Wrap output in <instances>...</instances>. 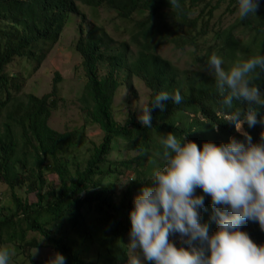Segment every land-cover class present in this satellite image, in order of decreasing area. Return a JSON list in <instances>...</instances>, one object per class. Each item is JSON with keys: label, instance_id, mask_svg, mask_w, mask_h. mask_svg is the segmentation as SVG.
I'll return each mask as SVG.
<instances>
[{"label": "trees", "instance_id": "16d2710c", "mask_svg": "<svg viewBox=\"0 0 264 264\" xmlns=\"http://www.w3.org/2000/svg\"><path fill=\"white\" fill-rule=\"evenodd\" d=\"M79 1L92 9L113 11L127 23L129 35L119 49L103 50L102 39L90 30L84 33L83 23L79 24L75 50L85 76V118L102 133L100 142H90L85 157L76 150L86 141L84 125L64 132L49 126L60 75H55L48 94H26L19 100L22 83L4 72L17 58L36 67L33 64L43 61L58 42L69 16L84 19L83 14L74 0H0V183L9 194L5 201L0 193V247L12 245L19 255L13 258L17 264H47L48 259L33 258L44 250L62 253L67 264H126L128 212L140 188L151 183L145 177L161 163L151 157L152 151H160V137L168 132L178 138L185 135L198 147L207 141L226 143L229 137L243 139L221 119L220 97L203 70L207 57L215 53L230 66L264 53V0L256 15L239 17L228 26L211 21L223 6L233 14L236 0H179V9L168 0ZM207 36L211 43L203 56L193 53L198 70L185 74L158 54L164 45L198 47ZM129 75L148 89V101L161 90L179 89L181 104L166 101L163 110L153 108L151 128L142 127L132 112L124 123L118 122L114 101ZM255 83L264 92V70ZM234 107L244 110L248 105L234 102ZM259 111L264 114V107ZM188 114L194 118L189 120ZM245 130L255 143L264 125H245ZM124 151L135 154L127 157ZM113 154L118 157L111 158ZM197 193L202 194L199 189ZM30 194L35 202L28 200ZM210 215V197L205 196L200 217L211 234L217 226ZM241 230L258 245L264 244L258 223L245 222Z\"/></svg>", "mask_w": 264, "mask_h": 264}, {"label": "clouds", "instance_id": "9594fccd", "mask_svg": "<svg viewBox=\"0 0 264 264\" xmlns=\"http://www.w3.org/2000/svg\"><path fill=\"white\" fill-rule=\"evenodd\" d=\"M168 3L180 8L179 0ZM236 5L244 19L256 15L260 0H236ZM203 70L212 77L220 97L222 121L231 123L243 139L229 137L226 143L207 141L198 147L185 135L178 138L168 132L160 137L161 163L145 177L151 183L140 188L128 212L127 264H264V244L258 245L241 230L251 221L264 231V131L254 143L245 130V125H264L259 111L264 92L255 83L264 70V53L230 66L213 53ZM182 100L179 89L157 92L140 107L139 123L151 128L153 108L163 110L164 102L179 105ZM234 102L248 107L241 110ZM205 196L210 197V219L217 226L211 234L200 217ZM171 235L178 237L179 246L169 239ZM9 259V250L0 247V264H9ZM47 264L67 262L55 252Z\"/></svg>", "mask_w": 264, "mask_h": 264}, {"label": "rangeland", "instance_id": "374dc122", "mask_svg": "<svg viewBox=\"0 0 264 264\" xmlns=\"http://www.w3.org/2000/svg\"><path fill=\"white\" fill-rule=\"evenodd\" d=\"M80 13L83 14L84 19H80L77 15H70L68 22L62 30L61 37L57 44L47 53L45 59L39 65L33 64L36 67H28V62L25 59H14L5 69L9 75H15L22 83L19 100H24L26 94H32L36 97L48 94L51 91L52 83L55 75H60V82L58 84L59 94L56 103V108L52 112L49 120V126L58 132L72 131L73 129H80L85 126L86 141L79 144L77 153L82 157L87 156V148L90 142H100L102 133L97 126L92 125L86 121L88 107L82 98L84 95L83 87L85 84V76L81 69V58L75 50V44L78 40V27L83 23L84 33L88 30L94 32L96 37L101 38L104 46L108 51L119 49V45L128 40L127 23L116 18L115 13L106 8L92 9L83 5L79 0H74ZM198 14L195 11L194 16ZM239 18L238 11L233 14L225 12V6L215 13L211 23H219L222 26L233 24ZM211 43V37L207 36L198 47H185L184 49H177L171 45H164L158 49V54L166 58L170 64L174 65L183 72L188 73L192 70H198L200 66L193 64L194 55L203 56L208 45ZM130 52H134L131 47ZM131 54V53H130ZM227 65V62H225ZM190 68V69H189ZM102 69V68H101ZM125 74H121V78ZM211 77V76H210ZM149 91L143 83L136 77L129 75L124 85H121L114 101L115 118L118 122L124 123L128 117V113L132 112L136 118L139 115L140 107L145 106L148 102ZM126 101L129 104H126ZM194 115L188 114V119L192 120ZM138 119V118H137ZM86 123L84 124V122ZM213 136V132H210ZM240 135V134H239ZM119 150L122 151L123 142H118ZM127 157H132L135 153L133 151H124ZM113 154L111 158H117ZM151 157L160 160L158 153L151 152ZM161 161V160H160ZM129 174V173H128ZM49 180H55V176L47 175ZM125 176L121 177L124 180ZM0 193L2 199L7 200L9 197L8 190L0 183ZM30 202H35V196L30 194L27 196ZM169 239L175 243H179L176 235L169 236ZM10 252L9 264H17L14 261L16 249L12 245L3 246ZM40 251L33 255L37 260L49 259L54 253L50 250ZM22 262V261H21ZM20 263V262H18ZM23 264H28L22 262ZM41 263V262H40ZM21 264V263H20ZM127 264V263H126Z\"/></svg>", "mask_w": 264, "mask_h": 264}]
</instances>
